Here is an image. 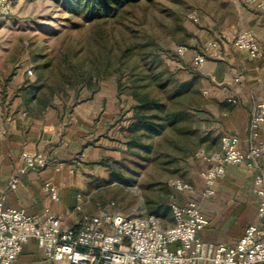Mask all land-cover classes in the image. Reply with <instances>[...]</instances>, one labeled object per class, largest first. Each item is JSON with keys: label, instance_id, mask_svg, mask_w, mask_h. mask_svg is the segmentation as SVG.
Instances as JSON below:
<instances>
[{"label": "crops", "instance_id": "1", "mask_svg": "<svg viewBox=\"0 0 264 264\" xmlns=\"http://www.w3.org/2000/svg\"><path fill=\"white\" fill-rule=\"evenodd\" d=\"M230 1L239 14L236 22L220 15L211 22L210 35L200 38L201 46L208 41L218 44L206 61L196 67L198 89L206 101L199 107L195 128L204 137L198 149L207 153L219 149L220 137L226 133L239 136L241 144L245 145L250 112L262 94L264 11L245 5L241 0ZM241 31H251L255 35L262 56L253 57L234 48L232 39ZM190 51L187 56L193 64V57L202 50L198 47ZM27 67L19 61L11 64L0 59V205L3 208L22 207L28 214L42 213L49 207L61 215L67 226H76L81 212L95 213L101 204L90 198L91 192L86 193L92 182L89 176L82 177L78 170L70 171L71 168L75 170L74 164H68L66 171V164L62 161L79 154L83 162L81 169L85 171L86 166L92 165L90 163L110 154L102 142L103 132L107 123L119 114L120 97L115 85L110 90L101 86L97 92L88 94L74 105L67 106L53 99L45 108L29 111L22 96L16 93L27 79ZM190 78L191 75L187 77ZM258 132L259 135L264 132V125ZM22 151L44 153L47 166L44 169L26 168L20 157ZM195 165L197 174L190 181L193 191L189 197L198 200L208 220L197 236L206 242L234 244L249 224L257 222V198L252 188L254 172L242 164L227 165L225 175L216 180L215 193L201 197L199 192L203 181L200 170L205 163L198 161ZM14 175L18 177V183L12 189L8 183ZM45 184L57 191L58 200L51 199L49 192L44 190ZM185 196L175 191L171 203L182 204L186 201ZM80 202H83L82 210L76 211L74 208ZM164 222L163 227L170 226L172 219ZM175 246L171 244L172 248ZM16 264L48 263L35 239L29 238ZM201 264L213 263L204 261Z\"/></svg>", "mask_w": 264, "mask_h": 264}, {"label": "rangeland", "instance_id": "2", "mask_svg": "<svg viewBox=\"0 0 264 264\" xmlns=\"http://www.w3.org/2000/svg\"><path fill=\"white\" fill-rule=\"evenodd\" d=\"M12 4V11L0 18V59L29 66L32 75L26 69L27 79L36 78L38 65H48L43 68L45 76L59 64L63 67L67 52L71 61L85 69L91 50L104 52L107 45L114 54L123 39L135 45L136 59L148 52L160 55L154 70L161 71V75L147 89L181 114L176 123L160 136L143 137L141 141L147 149L129 144L126 126L134 101L127 87L118 89L116 74L101 76L97 90L101 86L110 90L115 85L121 104L116 119L108 122L103 132L102 142L110 154L90 163L85 171L81 169L79 154L62 162L66 171L68 164H74L72 171L89 176L92 182L86 193L91 192L90 198L95 202L101 205L113 202L115 210L122 213L156 214L164 223L171 220L170 208L165 205L172 202L176 190L169 183L180 179L191 184L197 174L193 154L204 142L195 124L206 98L198 89L199 72L187 55L192 49H203L200 38L210 35V24L220 15L236 22L239 14L235 4L230 0H135L116 14L107 12L101 18H91L84 9L69 11L61 0H12ZM192 14L197 15L196 21ZM179 45L188 49L183 55L175 53ZM125 80L123 77L122 82ZM186 80L193 81L191 90L176 99L168 98L173 82ZM88 94V89L81 86L55 94L53 99L70 106ZM117 174L128 183L114 181Z\"/></svg>", "mask_w": 264, "mask_h": 264}, {"label": "built area", "instance_id": "3", "mask_svg": "<svg viewBox=\"0 0 264 264\" xmlns=\"http://www.w3.org/2000/svg\"><path fill=\"white\" fill-rule=\"evenodd\" d=\"M245 5L264 11V0H241ZM12 0H0V18L12 11ZM197 20L196 14H192ZM232 44L238 51L253 57L262 56V49L251 31H241ZM216 41H208L200 53L193 57V65L201 66L211 51L217 49ZM185 45L175 53L183 55ZM32 75V69H27ZM262 94L250 112L245 145L235 134H223L217 151L207 153L197 149L195 163H205L200 170L203 186L201 197L215 193L216 180L225 175L230 164H242L254 172L252 188L257 198V222L249 224L243 235L231 245L201 240L197 232L208 222L196 198L189 197L191 184L175 179L170 186L186 195L182 204L170 203L172 224L163 227V219L155 214H128L115 210L114 203L101 205L95 213L81 212L76 226H67L61 215L44 208L42 213L28 214L24 208L0 205V264H16L23 245L34 238L42 249L48 264H263L264 263V79ZM235 102V99H228ZM26 168L44 169L47 156L39 151H22ZM72 171V169H70ZM18 177L12 176L9 188H16ZM51 199L58 200L57 191L44 185ZM83 202L75 206L82 210ZM171 244H176L174 248Z\"/></svg>", "mask_w": 264, "mask_h": 264}, {"label": "trees", "instance_id": "4", "mask_svg": "<svg viewBox=\"0 0 264 264\" xmlns=\"http://www.w3.org/2000/svg\"><path fill=\"white\" fill-rule=\"evenodd\" d=\"M134 1L61 0L67 10L84 9L91 18H101L107 12L116 14L118 10ZM123 40L118 43L114 54L112 47L107 45L104 47V52L95 53L91 50L85 69H82L79 63L71 61L68 52L65 55L63 67L59 64L48 76L44 75V70L48 68V65H38L36 78L34 80L25 79L23 84L17 88L16 93L22 96L23 103L29 111H39L52 103L55 94L66 92L70 88L78 90L81 86H85L89 95H92L98 89L99 77L116 74L118 89L121 90L123 85L127 87L128 94L134 101L129 109L132 113L128 117L129 123L126 126V131L130 135L128 143L147 149L148 147L141 139L162 135L176 123L180 113L173 111L166 101L158 99L152 89H147L152 80L161 75V71L154 70L161 60L160 55L148 52L140 59H136L135 45ZM123 77H126L124 82H122ZM192 87V80L173 82L168 98L173 100L181 97L187 94ZM113 180L128 183L118 174ZM169 205H165L166 209L170 208Z\"/></svg>", "mask_w": 264, "mask_h": 264}]
</instances>
